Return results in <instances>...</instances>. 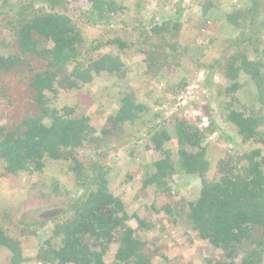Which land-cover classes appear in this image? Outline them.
<instances>
[{
	"label": "trees",
	"instance_id": "16d2710c",
	"mask_svg": "<svg viewBox=\"0 0 264 264\" xmlns=\"http://www.w3.org/2000/svg\"><path fill=\"white\" fill-rule=\"evenodd\" d=\"M88 1L90 8L87 13L73 18L69 0H0V9L8 7L11 12V17L1 26L13 35L18 48L17 54H0V71H8L22 64L29 65V59L33 57L39 58L44 67L35 72L30 81L37 112L25 116L12 126L1 124L0 119V175L18 176L27 173L31 176L41 173L50 161H68V170L73 174L74 186L80 194L66 200L67 207L62 215L67 217L61 223L54 224L50 237L38 247L35 256L38 263L109 264L105 262L104 256L108 245L117 241L118 248L111 264H152L144 253L146 242L136 238L135 230L127 225L130 216L126 213L122 199L115 196L108 186L109 171L103 163L105 153L123 148L127 143L123 141L126 140L123 136L124 124L143 120L141 116L148 113V106L138 102L132 92L122 93L116 113L107 118V124L101 127L97 135L85 114L74 117L72 108L52 107V100L45 92L57 94V87L80 89L101 72H121L125 75L121 55L131 51V47L148 58V71L155 76L169 64L173 68L188 69L180 58L184 55L197 64L201 50L180 46L176 41L181 28L178 19L182 2L176 9V21L167 19L161 23L151 22L152 25L147 26L145 20L141 19L131 23L124 16L128 13L124 4H119L117 0ZM243 3L240 9L225 16L226 22L239 30L240 35L234 40V52L224 64L215 60L207 66L208 79L204 83L208 85L215 71H221L228 81L223 94L226 98L230 97L229 101L221 97L219 103L226 121L236 127L243 143L264 144V130L261 129L264 125V41L260 40L261 36L253 37L264 29V7L261 0H249L246 6ZM211 6L212 2L208 1L206 7H202L203 15H207ZM79 21L91 26H110L112 31L121 24L124 31L129 28L130 32L138 33V37L133 40L131 36L125 35L99 38L93 42L92 51L109 47L115 53L106 52L92 59L81 55L79 50L85 42ZM49 42L51 47L48 46ZM145 45L149 47L147 50ZM251 53L255 55L254 60L249 58ZM241 74L246 76L247 84L255 88V106L253 102L247 107L242 103L237 104L240 101L233 96L241 87ZM187 85L188 80L183 77L175 84H168V90L178 93ZM161 101L154 104L158 105ZM188 104L190 98L182 108L188 107ZM258 104L260 108H257ZM210 112L204 113V118L209 120L208 125L202 124L199 115L193 122L185 117H177V113L173 112L160 124L145 127L143 139L148 141L146 149L151 144L153 150L163 157L147 166L146 171L150 173L144 178L142 187L156 186L170 193V183L175 175L199 178V195L188 204L187 219L201 239L222 250V257L210 264H262L264 154L260 148H255L242 155H232L227 161L220 159L217 161L219 177L208 180L210 155L202 144L206 133L213 134L217 129ZM153 115L155 119L162 117L159 112ZM166 124L172 126L178 146L174 159L172 152L165 146L171 139ZM202 126H205L204 130L199 129ZM112 137L122 141L111 147L114 141ZM85 145L92 149L96 157L92 162L83 163L77 156ZM135 146L134 143L130 149L131 157L136 155ZM102 147L104 151H100ZM52 190L58 192L54 191L53 186ZM163 209L168 214H174L168 205ZM133 216L139 227L148 228L143 219ZM45 223H25L21 232L27 231L37 237L38 230H42ZM35 225L38 229L32 228ZM0 246L11 253V264H21L26 260L20 242L11 240L2 228ZM240 254V262L237 263Z\"/></svg>",
	"mask_w": 264,
	"mask_h": 264
},
{
	"label": "rangeland",
	"instance_id": "374dc122",
	"mask_svg": "<svg viewBox=\"0 0 264 264\" xmlns=\"http://www.w3.org/2000/svg\"><path fill=\"white\" fill-rule=\"evenodd\" d=\"M69 1L73 18L81 17L90 8L88 0ZM208 1L212 2V6L208 9L207 15H203L202 7H206ZM242 1L246 6L249 0H117L119 4H124L128 12L124 16L129 18L131 23H134L136 19H141L145 20L147 26H151V22L161 23L167 19L176 21L178 18L176 9L182 2L180 4L181 16L178 19L181 28L176 41L180 46H190L201 50L197 64L190 61L186 55L179 56L188 69L173 68L169 64L164 70L158 71L155 76L148 71L149 66L147 67L146 62L148 58L142 52H135L131 47V51L126 50L129 52L121 55L125 75L121 72L116 74L101 72L93 77L91 83L80 89L70 90L57 87V94L45 92V95L52 100V107L72 108L74 117L85 114L97 135L100 134L101 127L107 124V118L116 113L118 100L122 93L132 92L138 102L148 106V113L141 116L143 120L124 124L123 136L126 140L123 141L127 143L123 148L112 149L105 153L103 163L109 171L108 186L115 196L122 199L126 213L130 216L127 225L135 230L136 238L146 242L144 253L150 258L152 264H210L222 257V250L215 248L207 240L201 239L187 219L188 204L194 202L199 195L201 187L199 178L175 175L173 182L170 183L172 188L170 193L156 186L142 187L144 178L150 173L146 171L147 166L163 157L153 150L151 144L146 149L145 145L148 141L143 139L145 127L160 124L173 112L177 113V117H185L193 122L199 115L202 117V124L208 125L209 120L204 118L206 117L204 113L208 114L211 111L217 129L213 134L206 133L202 144L210 155V159L208 158L210 170L206 176L208 180H215L219 177L217 161L220 159L227 161L226 159L232 155H242L255 148H260L264 154V144L243 143L236 127L226 121L225 113L221 110L219 103L221 97L224 96L223 91L228 81L221 71H215L208 85L204 83L208 79L207 66L215 60L224 64V61L234 52V40L240 34L237 28L226 22L225 16L227 13L240 9ZM261 3L264 7V0H261ZM0 12L1 26L11 17V12L8 7L1 8ZM79 26L85 38L84 45L79 50L81 55L92 59L106 52L115 53L109 47H102L96 52L92 51L93 42L99 38H115L116 35H125V37L131 36L133 40L138 37V33L130 32L129 28L124 31L121 24L115 26L114 31L110 26H91L83 21H79ZM247 33L250 32L247 31ZM259 36H261L260 40L264 41V29L253 35L255 38ZM14 41L13 35L1 26L0 54H17L18 48ZM48 46L51 47L52 44L49 42ZM144 48L147 50L149 47L145 45ZM249 58L254 60V53H251ZM29 62V65L22 64L8 71H0V119L3 125H15L25 116L37 112L30 81L32 75L43 70L44 67L39 58H30ZM183 77L188 80L185 89L178 93L168 90V84H175ZM246 81V76L241 74L239 78L241 87L233 96L235 100L240 101L237 104L242 103L247 107L253 102L255 106V88ZM181 96L190 98L188 107L182 108L187 99L183 100ZM224 98L226 101L230 100V97L224 96ZM160 99L162 100L160 104H154ZM257 108H260L259 104ZM158 112L162 117L155 119L153 114ZM204 127L199 129L204 130ZM165 128L171 134V139L165 146L172 152L174 159L178 146L172 126L166 124ZM261 129L264 130V125ZM111 139L114 140L113 137ZM121 141L114 140L111 147H115ZM134 143L136 155L131 157L129 152ZM91 150L85 145L78 151V158L83 163L94 161L96 157ZM102 150L104 151L105 148L102 147L100 151ZM73 177L68 170V161L65 160L50 161L41 173H34L31 176L27 173L18 176L0 175V228L11 240L20 242L23 256L26 259L21 264H42L35 260L38 247L50 237L54 224L66 219L67 216L62 215L67 207L66 200L80 194L74 186ZM52 186L54 191L58 192L51 191ZM55 187L59 188L55 189ZM165 205H168L174 212L173 215L163 209ZM133 215L143 219L148 224V228L139 227ZM37 221L46 222L44 228L38 230L37 237L27 231L21 232L25 223ZM32 228L38 229V226L35 225ZM117 248V241L108 245L104 256L106 263H113ZM10 257L9 250L0 246V264H11ZM240 258L241 254L236 259L237 263L240 262ZM262 264H264V254Z\"/></svg>",
	"mask_w": 264,
	"mask_h": 264
},
{
	"label": "clouds",
	"instance_id": "9594fccd",
	"mask_svg": "<svg viewBox=\"0 0 264 264\" xmlns=\"http://www.w3.org/2000/svg\"><path fill=\"white\" fill-rule=\"evenodd\" d=\"M181 97H182V96H181ZM184 99H187L186 96H183V100H184Z\"/></svg>",
	"mask_w": 264,
	"mask_h": 264
},
{
	"label": "built area",
	"instance_id": "2783aa9c",
	"mask_svg": "<svg viewBox=\"0 0 264 264\" xmlns=\"http://www.w3.org/2000/svg\"><path fill=\"white\" fill-rule=\"evenodd\" d=\"M180 98H182V99H183V96H182V97H180Z\"/></svg>",
	"mask_w": 264,
	"mask_h": 264
}]
</instances>
